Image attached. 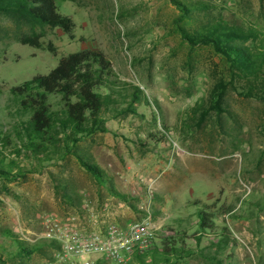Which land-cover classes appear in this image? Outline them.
Masks as SVG:
<instances>
[{
  "label": "rangeland",
  "instance_id": "obj_1",
  "mask_svg": "<svg viewBox=\"0 0 264 264\" xmlns=\"http://www.w3.org/2000/svg\"><path fill=\"white\" fill-rule=\"evenodd\" d=\"M190 1L208 3L216 21L264 28V0ZM57 5L74 22L72 38L60 29L17 27L0 15V87L7 90L45 75L70 53L101 51L118 78L137 86L152 104L136 105L134 113H121L126 105H118L117 116L105 115L109 132L80 142L128 196L125 206L133 218L126 222L149 221L160 251L164 227L180 223L194 232L192 204L200 201L212 207L218 232L226 229L230 244L188 239L194 253L172 264H264V104L239 94L240 82L230 84L223 59L210 48H188L175 30L179 12L170 0H58ZM32 32L40 35L41 48L18 41ZM219 83L224 90L217 114L208 104ZM12 121L5 113L4 124ZM158 131L159 143L147 144V134ZM49 164L24 159L26 168L39 172L7 183L18 199L0 192V225L37 243L49 238L42 212L79 229L73 215L60 219L47 208L53 202L62 208L53 176L74 189L95 188L72 157ZM85 204L92 213L93 198ZM103 208L99 218L107 228L115 223ZM96 217L91 214L89 221ZM33 262L46 263L39 255ZM128 264L139 263L132 257Z\"/></svg>",
  "mask_w": 264,
  "mask_h": 264
},
{
  "label": "trees",
  "instance_id": "obj_2",
  "mask_svg": "<svg viewBox=\"0 0 264 264\" xmlns=\"http://www.w3.org/2000/svg\"><path fill=\"white\" fill-rule=\"evenodd\" d=\"M57 1L0 0V15L17 27L60 29L72 38L74 22L59 12ZM170 2L179 12L174 20L175 30L188 48H210L223 59L231 75L230 84L234 86V81L240 82L239 94L264 104V28L216 21L210 18V5L204 1ZM39 38V34L32 32L30 36L19 37L18 41L41 48ZM223 90L224 84L219 83L210 93L208 107L217 114L221 111ZM121 104L126 105L122 111L118 110ZM136 105L152 107L137 86L118 78L111 62L99 50L70 53L61 57L45 75L34 76L7 90L0 87V192L19 198L7 183L36 171L35 168H26L24 159L53 165L73 156L82 169L103 184L111 195L129 201L127 195L115 190L109 177L78 147V142L110 131L105 126L106 113L112 112L111 118L119 111L134 113ZM5 113L13 118L11 124H4ZM151 118L156 122L154 114ZM157 133H148L146 143H159L160 132ZM54 182L61 199L80 211V201L68 191V185L57 179ZM192 205L195 207L194 232L188 234L187 227L180 224L177 228L172 225L164 227L161 229L163 236L159 238L160 251L153 245L147 253L136 254L134 258L139 264H149V255L150 264H172L189 258L194 251L186 246L188 239L197 242L201 238L211 241L218 238L222 247L230 244L227 230L218 232L212 207L200 201ZM0 242V264H54L52 251L60 248V242L54 238L30 242L4 225H0ZM35 255L44 258L46 263L33 262ZM110 262L101 257L94 264Z\"/></svg>",
  "mask_w": 264,
  "mask_h": 264
},
{
  "label": "built area",
  "instance_id": "obj_3",
  "mask_svg": "<svg viewBox=\"0 0 264 264\" xmlns=\"http://www.w3.org/2000/svg\"><path fill=\"white\" fill-rule=\"evenodd\" d=\"M40 220L46 228V236L60 242V248L54 252L57 264H94L91 256L128 264L132 257L147 253L156 243V230L147 220L131 222L123 228L110 224L105 232L91 235L79 233L70 223L53 218L47 212L41 213Z\"/></svg>",
  "mask_w": 264,
  "mask_h": 264
},
{
  "label": "crops",
  "instance_id": "obj_4",
  "mask_svg": "<svg viewBox=\"0 0 264 264\" xmlns=\"http://www.w3.org/2000/svg\"><path fill=\"white\" fill-rule=\"evenodd\" d=\"M84 139H86V138H84ZM84 139H82V140H84ZM80 142L81 141L78 142V147L81 150H83L86 154H88L91 157L92 161L97 164V162L94 160V158L80 144ZM71 157L78 164V162L76 161V159L73 156H69V157L67 156V158H71ZM66 159H64V160H66ZM64 160L58 161L56 164H61ZM80 168L82 169L81 166H80ZM103 171L109 177V179L111 181V184L114 186L115 190L117 192L123 194L121 192V190H119V187L116 184L115 180H113L109 176V174H107V172L105 170H103ZM89 176L92 179V181L95 183V185H94L95 188L91 189V190H88V191L87 190L74 189L68 182H65L68 185V191L76 196V201L77 200L80 201V203H79L80 207H81L80 211L77 210L70 203H68V202L66 203V202H64L61 199L60 195L55 190V182H54L55 179H57V180H60V179H58L55 176H53V178H52L53 179V188H54L55 194L58 196V202L61 203V207L62 208L61 209H57V207H55V204L53 202V204H50V206L47 207L48 210L49 211H54L55 215L58 216L60 219H63L66 214L73 215L72 219H74V220H76V222H78L79 229L77 231L79 233L84 234V235H91V234H94V233H103V232H105V230H106L105 222L100 220V218H99L100 210H104V208L102 209V207H105V208L107 207L106 211H107L108 214L111 215V220L115 224H117L119 227L123 228L127 224L131 223V222H128V221L126 222V219L129 220V218H133V214L131 213V210H129V208L125 206V204H127V203L129 204V202L128 201L125 202V201L121 200L120 198L111 195L103 184L98 183L91 175H89ZM124 195H126V194H124ZM87 197L93 198V206L91 208V211H93L92 213L90 212V208H88L86 206L87 204H85V201H86ZM77 198H79V199H77ZM93 213L97 217H96L95 221L90 222L89 221V217ZM64 223H69V222H64ZM186 227L188 229L187 233L189 234V228H188V226H186ZM31 242H34V240L31 241ZM100 258H101L100 256H91V259H93L94 261H97Z\"/></svg>",
  "mask_w": 264,
  "mask_h": 264
}]
</instances>
